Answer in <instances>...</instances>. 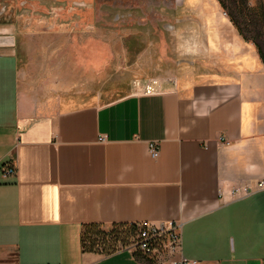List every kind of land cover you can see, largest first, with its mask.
Segmentation results:
<instances>
[{
    "label": "crops",
    "instance_id": "1",
    "mask_svg": "<svg viewBox=\"0 0 264 264\" xmlns=\"http://www.w3.org/2000/svg\"><path fill=\"white\" fill-rule=\"evenodd\" d=\"M18 1L0 0V264H153L82 247L87 223L142 221L178 225L197 264H264V62L221 4L179 0L198 52L131 83L76 71L80 0Z\"/></svg>",
    "mask_w": 264,
    "mask_h": 264
},
{
    "label": "rangeland",
    "instance_id": "2",
    "mask_svg": "<svg viewBox=\"0 0 264 264\" xmlns=\"http://www.w3.org/2000/svg\"><path fill=\"white\" fill-rule=\"evenodd\" d=\"M40 1H37L39 6L42 5ZM217 1L233 23L241 21L245 24L264 62L260 53V49L264 52V0H223L225 6ZM90 2L92 7L81 15L84 21L77 28L78 36L85 42L89 41L82 44L77 52L81 64L75 65L76 71L82 74L96 75L100 81L113 79L131 83L169 78L182 65L190 63L198 52L187 42L194 37L184 36L174 29L177 24L197 21L189 14L192 10L183 9L179 0ZM78 5L86 7L87 3ZM19 16L23 17V14ZM249 24L250 28H247Z\"/></svg>",
    "mask_w": 264,
    "mask_h": 264
},
{
    "label": "built area",
    "instance_id": "3",
    "mask_svg": "<svg viewBox=\"0 0 264 264\" xmlns=\"http://www.w3.org/2000/svg\"><path fill=\"white\" fill-rule=\"evenodd\" d=\"M159 82L154 80L152 83L146 85L144 91L147 93L157 90ZM105 140V137L100 138ZM222 143H230V140L222 135L220 137ZM149 153L152 157L158 158L160 156V146L156 141H151L148 144ZM3 175L9 177L16 174L17 169L12 164H7L4 167ZM264 187V181L258 183V188ZM254 192L249 185H233L230 188L231 199L246 197ZM223 194V191L220 190ZM136 230L132 235L131 242L126 246L134 253L142 254L149 262L153 264H165L171 261L172 264H197L196 260L177 256L181 250L182 236L178 225L153 223L142 221L134 223Z\"/></svg>",
    "mask_w": 264,
    "mask_h": 264
},
{
    "label": "trees",
    "instance_id": "4",
    "mask_svg": "<svg viewBox=\"0 0 264 264\" xmlns=\"http://www.w3.org/2000/svg\"><path fill=\"white\" fill-rule=\"evenodd\" d=\"M223 6V0H219ZM240 32L248 40H253L241 21H234ZM250 28V24L247 25ZM254 41V40H253ZM255 42V41H254ZM264 59V52L260 49ZM136 225L127 222H114L112 224L91 222L84 225L81 235L82 247L84 251H93L103 254H112L122 248H125L134 235ZM138 252H136L137 254Z\"/></svg>",
    "mask_w": 264,
    "mask_h": 264
},
{
    "label": "flooded vegetation",
    "instance_id": "5",
    "mask_svg": "<svg viewBox=\"0 0 264 264\" xmlns=\"http://www.w3.org/2000/svg\"><path fill=\"white\" fill-rule=\"evenodd\" d=\"M79 2H86L87 3L86 7H81L79 5L76 7V10H78L77 12H78L79 16H78V18H76L74 23L79 21L80 25H82L83 24L82 21H84V20L81 19V15L82 14H86V13L89 12L90 8H89L88 4L90 3V0H80ZM26 5H27V0H20L19 2L15 3L14 6L22 8V7L26 6Z\"/></svg>",
    "mask_w": 264,
    "mask_h": 264
}]
</instances>
